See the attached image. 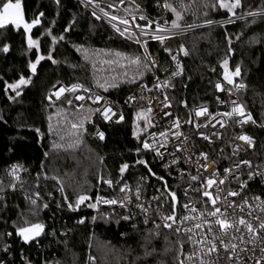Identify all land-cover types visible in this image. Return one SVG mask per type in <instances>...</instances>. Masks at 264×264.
Wrapping results in <instances>:
<instances>
[{
    "label": "trees",
    "instance_id": "1",
    "mask_svg": "<svg viewBox=\"0 0 264 264\" xmlns=\"http://www.w3.org/2000/svg\"><path fill=\"white\" fill-rule=\"evenodd\" d=\"M133 1L152 18L164 15V0ZM167 2L179 6V0ZM184 3L190 7L183 13L181 25H207V19L214 23L167 39L170 53L159 48V41L146 42L148 52L160 56L158 72L163 75L172 74L171 56L181 45L188 51L181 60L182 74L172 79L171 95L177 110L187 116L194 106L211 103L215 82L225 81L222 62L228 60L229 72L239 66L240 75L233 77V84L245 83L241 102L255 120L251 132L257 140L247 158L252 163L264 162V18L247 15L264 8V0H242L243 6L235 10L232 19L236 20L232 23H226L230 16L226 9L210 7L216 0ZM123 6L134 11L128 3ZM22 7L28 22L41 12L43 16L30 33L40 41L39 53L35 47H28L22 27L0 29V264H179L180 259L185 264L188 240L183 233L168 230L154 220L145 223L139 212L118 211L104 203L95 208L87 206L95 204L97 196H115L125 181L135 183L142 178L154 182L148 168L137 163L140 159L146 160L157 176L160 174L151 152L142 147L152 126L145 129V121L137 117L146 110L124 111V119L106 127V138L97 140L86 126L91 106L77 109L66 100L52 102L48 98L49 90L62 82L69 86L80 83L123 100L140 82L153 81L150 64L143 66L146 54L142 46L121 36L76 0H22ZM174 17L168 11L163 21L171 24ZM46 29L51 35H42ZM53 36L64 39L53 44ZM4 45L8 46L7 52L3 51ZM49 53L56 63L42 60L33 75L29 62H35L37 54L47 57ZM137 57L140 64H133L131 61ZM21 75L31 77L21 94L6 91L5 83H14ZM81 122L82 129L71 128L72 123ZM134 128L137 137L132 134ZM125 163L129 167L121 174L119 169ZM12 164L22 166V179L15 186L9 172ZM101 178L112 180V186ZM172 187L169 182V189ZM25 192L33 196L39 193L38 204L33 205ZM81 194L91 199L77 210H70L68 203L75 208ZM124 216L130 218L125 220ZM81 219L84 223H79ZM25 221L45 225L41 235L27 243L17 235V228L26 226Z\"/></svg>",
    "mask_w": 264,
    "mask_h": 264
},
{
    "label": "built area",
    "instance_id": "2",
    "mask_svg": "<svg viewBox=\"0 0 264 264\" xmlns=\"http://www.w3.org/2000/svg\"><path fill=\"white\" fill-rule=\"evenodd\" d=\"M79 2L86 10L96 13L95 17H99V20L116 30L113 25L123 30L126 26L120 24L118 20H111V16H117L121 19L129 20L130 31L134 33H139L140 29L136 27L137 24L144 25L147 23V20L158 21L163 27H167L170 31L164 33L165 35L171 37H177L182 35H187L196 30L208 27L209 25H193L192 28L187 27V25H181L179 29H172L171 24H164L165 16L167 15L168 9L164 7V15L160 19L152 18L148 13L135 1L133 0H123V2H111L108 0H94V4H98L99 7H94V4H87V0H76ZM123 3H128L133 8V12L124 8ZM165 3V0L163 4ZM112 5V7H109ZM139 6V7H137ZM103 8L104 12L109 13L108 16L104 15V12H101L100 9ZM144 15L147 19L140 21V16ZM133 17L135 20L133 21ZM234 18L232 19V21ZM155 24H153L151 30L154 31ZM125 38L128 37L126 33ZM129 39V38H128ZM135 40V38H132ZM141 43H139L145 54H149L146 42L151 39V35L140 37ZM157 41V40H154ZM167 45V40L163 44L159 42V48H165ZM184 50L188 53L187 49L183 46ZM188 55V54H187ZM183 52L180 50L173 53L171 56L173 72L178 71L177 63L182 67V58L186 57ZM175 56L176 60L174 61L172 57ZM154 60L156 66L152 68L153 81L147 83L145 81L140 82L135 90L132 93H129L125 96L123 100H117L106 96L102 92L85 87L82 85V88L77 89L75 92L65 91L60 99H56L55 96L51 97L52 102L59 101H69L71 100L75 108L80 109L83 106H91L92 111L89 114V117L86 121V126L92 129L93 137L97 140H101L98 136V132L104 133V139L106 138V127L116 125L122 120H119V115H123L126 110H136V109H147L151 108L149 114L152 130L146 135L144 141L147 140L150 144L153 143L152 133H155L156 143L153 144V149L159 147L161 143L165 144L166 147H160L159 151L162 153V156H157L154 150H149L152 154L154 161L159 167L160 174L158 177H163V180L167 182V190L176 193L178 199V209H177V220L173 224L171 229L180 228V232L183 233L187 240L191 236V241L188 240V249L185 256V264H199V261L194 259L190 262L186 257L197 251L200 247L196 242L198 240H204L205 237L207 241L213 242V237L218 236L220 229L218 225H213L212 231H208V226L203 224V220H213L215 218L207 217L206 215L201 216V213H206V211L212 210V205L207 202V197L203 196V190L201 186L205 184L206 178H214L217 183L213 185L212 189H209L216 195L217 189H219V195L221 199L217 202V206L220 207L221 212H225V207L232 201H235L237 204H241L244 199H247L248 203L243 205V211L240 208L233 209L232 207L227 208L226 215L230 220L244 217L246 220H250L254 225L258 223L255 219L257 216L264 217V213L260 211L264 205H261V201H264V176L255 175V173L264 174V162L261 163H252V161L247 158V154L254 149L256 146L257 140L256 137L252 134L251 130L255 126V120L252 117V121L247 123H238L239 120L243 119L238 114H234L232 117L222 115L226 112H231L234 105L232 101H235L236 104L242 105L240 93L245 89V83L238 81L235 84L229 85L223 80L216 81L213 86V95L214 99L211 103L200 104L194 106L190 109L187 116H183L177 110L174 101L172 99V91L174 90V85L172 79L181 75L182 72H179L176 76L172 75H163L158 72V65L160 63V56L157 54H151L148 56V61ZM165 81L168 82L167 87H155L156 84H163ZM217 83H220L222 86V91H218L215 87ZM79 84L80 83H75ZM236 85H243V87H236ZM72 85H66L62 82L55 84V87H52L49 90V96L51 93L57 91L60 87L66 89L70 88ZM84 88L89 89L88 92L83 91ZM83 96L84 99L77 100L75 97ZM99 95L102 99L99 102H94L95 97ZM91 96L92 99L88 97ZM167 96V103L170 104V107L164 106V98ZM130 97H135V99H129ZM219 98V99H218ZM110 106L113 109V112L117 113L115 116H111L108 121H105L103 116L94 111L97 108L103 110L104 107ZM243 106V105H242ZM202 107L208 109L207 113L202 116L197 117L195 115L196 110H199ZM170 112L172 115L166 116L164 113ZM245 114H249L244 111ZM111 115V114H110ZM252 116V115H251ZM179 118L180 127L179 129L174 127V122ZM191 120V123H186V121ZM254 121V122H253ZM199 125V127H197ZM223 125V126H221ZM179 131L182 133L180 136H176L175 133ZM161 132L167 133V139L160 136ZM247 135L252 140V145L250 146L246 141L239 139L240 136ZM203 136H208L209 140L203 139ZM179 145L181 148L187 149V151H178L176 146ZM207 154V161H204L200 157V153ZM199 158V159H198ZM176 160V164H172V161ZM250 161L251 167L244 165L241 161ZM207 163V171L204 168L200 167V164ZM239 165V167H236ZM13 166H18L15 169ZM230 169V174H225L224 169ZM10 173L14 172V175L10 174L12 177L13 186L18 185L22 179V166L17 164H12L9 169ZM252 172L254 174L251 180H248L247 186L241 190L240 182L248 179V173ZM215 173V176L213 174ZM183 174V175H182ZM239 176V181H237L234 176ZM191 176H197L199 179L193 181ZM225 180L224 184H219V180ZM169 182H172V189H169ZM127 185L125 192H121V187ZM137 190H139L140 199L137 201L136 195ZM229 190L240 192L239 196L231 197L227 193ZM179 194H181L182 199H180ZM26 197L31 201L36 200V203L40 201V197L33 196L30 193L25 192ZM127 195L128 200L125 201V205L122 207L119 203L113 205L114 208H117L118 211H127V212H139L147 221L154 220L161 224H164L162 219L163 216L173 215V204L171 197L167 194L165 190L164 183L160 179H154V182L149 179L139 178L135 183L131 181H125L118 187V193L109 198L117 199L118 201L123 199ZM260 197V200H254V197ZM227 197V199H225ZM155 198V199H154ZM137 203H141L147 209V212H142L139 208L136 207ZM188 205L186 209L184 205ZM195 207L196 212L190 211L191 208ZM251 212V215L249 213ZM198 217L199 219H190L181 222L180 217ZM168 223H172L168 221ZM196 223H201L202 227L196 229L194 225ZM241 228V231L244 232L245 239L248 238V234L244 230L242 225H237ZM185 229H191L190 232H186ZM241 233L236 232L235 230L230 231L226 236L221 237L225 240V243L231 241L240 245V241L232 239L234 236H239ZM258 236L264 235V233H258ZM219 249L220 256L222 258L226 257V253L223 247L220 246L219 239L214 241ZM256 244L259 245V240L256 241ZM210 247V243L205 245V251ZM240 247L252 248V244L240 245ZM239 250V249H238ZM256 255L259 256V246L255 248ZM215 253L212 254V257H215ZM241 256L247 261V264H254V261L248 260V257L251 255L249 252L240 253ZM204 259H208L207 256ZM225 264L227 261L225 260Z\"/></svg>",
    "mask_w": 264,
    "mask_h": 264
},
{
    "label": "snow or ice",
    "instance_id": "3",
    "mask_svg": "<svg viewBox=\"0 0 264 264\" xmlns=\"http://www.w3.org/2000/svg\"><path fill=\"white\" fill-rule=\"evenodd\" d=\"M56 2L59 3V0H56ZM121 2H123V0H121ZM87 4H94V0H87ZM204 6L209 7L208 4H205ZM242 6H243L242 0H216V3L212 4L210 7L213 10H216L217 7L219 9H226L227 13L230 14L226 23H232L233 22L232 17L236 16L235 10L241 8ZM94 7H99V5L94 4ZM109 7H112V5H109ZM137 7H139V6H137ZM163 7L165 9H168L169 11H171L175 16V19H173L171 21V28L172 29H179L181 27L180 21L183 20V18H184L183 13L187 11V9L190 7V5L185 4L184 0H179V6L177 7V6H174L170 3H168L167 0H165ZM100 11L104 12V9L101 8ZM93 15L95 16L96 13L93 12ZM104 15L108 16L109 13L104 12ZM204 15L207 16V12H205ZM247 15L251 16L253 18L260 15L262 18H264V8H260L259 11H249V12H247ZM41 16H43L42 12L39 13V15L36 16L34 19H32L31 22H28L25 19V12H24V9L22 7V0H0V29H5L7 26H14L16 29H19L22 27L25 33H31L32 29L41 23V20H40ZM96 18L99 19L98 16ZM241 18H243V17H241ZM118 19H119L120 24L125 25L126 27L123 30H121L120 28L116 27V25H113V27L116 28V31L121 36H125V34L127 33L128 34L127 38H129V39L135 38V41L138 44L141 43L140 37H143V36L151 35V39L157 40L161 44H163L165 42V40L170 38L169 36L164 34V33H168L170 30L167 27H163L158 21L147 20V23L144 25L137 24L136 27L139 28L140 31H139V33H134V32L130 31L129 20L121 19L117 16H111V20H118ZM140 19L146 20L147 18L144 15H141ZM134 20H135V17H133V21ZM167 23H168V21L165 20L164 24L166 25ZM213 23H214V21L211 19L205 20V24H207V25H212ZM153 24H155L154 31H152V32L146 31V30H151ZM187 27L192 28L193 25H187ZM68 30L69 29H67V28L65 29V31H68ZM42 35H51V30L46 29L45 32L42 33ZM57 39L63 40L64 37L60 36L59 38H57V37L53 36L52 37L53 44H55L57 42ZM228 42L230 45L231 40L229 39ZM27 43H28V47L30 49L35 47L37 49V52L39 53V47H40L39 39H33L32 36L29 35L27 38ZM3 51L4 52L8 51L7 45H4ZM165 51H168L170 53V50L167 47H165ZM180 51L183 52L184 55L188 54L184 50L183 45H181ZM229 51H231V48H229ZM116 55L119 56L120 53H116ZM148 56H150V53L145 55V57H144L145 63L143 66L145 68H147L149 63H151L152 66H156V62L154 60L148 61ZM46 58L49 60H52L53 63H56V61L53 59V57L50 53L47 57H45L44 55L37 54L35 62H29V65H28V67L31 70L33 75H35V73L37 71V65L40 64V62ZM172 59L175 61L176 57L173 56ZM131 62L133 64H140V58L137 57V58L133 59ZM108 63H111V61H109ZM222 67L225 69L223 79L229 85H232L233 84V77L240 75L239 66L236 67L235 71L229 72L227 70L228 69V60L225 59L222 62ZM177 69H178V71L172 72L171 75L173 77L176 76L179 72L183 71V69L179 65V63H177ZM30 81H31V77L25 78L23 75H21L19 77V79L14 83L8 84L6 82L5 83V90L7 91V89H11L12 91H14L16 93V96H19L21 94L20 91H18L20 86L21 85H27L28 83H30ZM100 86L104 87V85H100ZM112 86L115 87L116 85L113 84ZM167 86H168L167 81H165L163 84L158 83L155 85V87H157V88L167 87ZM53 87H55V85ZM215 87L218 91L223 90L220 83H217L215 85ZM236 87H243V85H236ZM79 88H82V85L73 84L68 89H66L64 87H60L57 91L51 93V95L48 98L51 99L52 96H55V98L58 100V99H60V96L65 91L75 92ZM105 90H107V89H105ZM83 91L88 92L89 89L84 88ZM9 98L11 99V97H9ZM75 98L77 100L84 99L83 96H79V95H77ZM88 98L92 99L91 96H89ZM101 99H102V97L97 95L95 97L94 102H99ZM129 99H135V97H130ZM167 99H168L167 96H165L164 106L170 107L171 105L167 103ZM68 103L71 104L72 101L69 100ZM232 104L234 105V107L232 108V111L223 113L222 115L232 117L234 114H238L241 117H243V119L238 121V123H241V124L247 123L248 121H252L251 114L250 113L245 114L242 105L236 104L235 101H232ZM94 111L99 112L103 116L105 121H108L111 118V116L117 115V113L113 112V109L110 106L104 107L103 110H101L100 108H97ZM207 111H208V109L206 107H202L199 110H196L195 115L197 117H199V116H202L205 113H207ZM150 112H151V108L147 109L146 112L142 111L137 117L138 119H143L145 121V123H144L145 129H147L148 127L151 126L150 118L148 116V113H150ZM164 115L170 116L172 114L170 112H168V113H164ZM123 119H124L123 115H119V120L117 122H119L120 120H123ZM186 123H191V120L186 121ZM221 126H223V125H221ZM174 127L179 129V127H180L179 118H177L176 121L174 122ZM197 127H199V125H197ZM71 128L78 131L79 129L83 128V122H81L79 124L72 123ZM49 129L51 131V125L49 126ZM37 131H39V130H37ZM73 134H75V133H73ZM97 134L101 140L104 139V133L103 132H98ZM132 134L134 137H137V132H136L135 128H134ZM151 135L153 138V143L150 144L147 140H145L143 142L142 147L145 150H154L156 152L157 156H162V153H160L159 148L160 147H166V145L161 143L159 145V147L153 149V144L156 143L155 133H152ZM175 135L180 136V135H182V133L177 131L175 133ZM160 136L167 139V133L166 132H161ZM203 139L209 140V137L203 136ZM239 139L246 141L250 146L252 145V140L247 135H242L239 137ZM54 147H60V145H54ZM176 148L178 151H187V149L181 148L179 145H177ZM139 151H140V149L138 148L137 152H139ZM45 155H47V153ZM200 157H202L204 159V161H207V154L206 153L201 152ZM137 163L144 165L145 168H148V171L152 176L156 175L154 172H152L151 168L148 167V163L146 160L140 159L137 161ZM176 163H177L176 160L172 161V164H176ZM241 163L251 167L250 161L244 160V161H241ZM16 167H18V166H13L14 169ZM128 167H129L128 164H126V163L122 164L120 169H119L120 173L123 174ZM200 167L204 168V170L207 171L208 165H207V163H202V164H200ZM236 167H239V165H236ZM224 172H225V174H230L231 170L226 168V169H224ZM10 174L14 175V172L10 173ZM255 175L264 176V174H261V173H255ZM213 176H215V173L213 174ZM253 176H254V174L252 172H249L248 173V179L240 182V189L241 190H243L247 186L248 180H251L253 178ZM190 178L193 181L199 179L197 176H191ZM234 178L237 181H239L238 175L234 176ZM53 179H56V178L53 177ZM101 179H102L103 183L108 184L109 187L112 186V183H113L112 180H110V179L103 180V178H101ZM157 179L163 180V177H157ZM57 182L59 183V181H57ZM216 183H217V181L214 178H206L205 179L206 187H204V185L201 186L202 188H204L203 193H202L203 196L207 197V202H209L212 205V210L206 211V213H201V216L206 215L207 217L215 218L213 220L205 219V220H203V224L208 226L209 232L212 231L213 225H218V227L220 229L219 235L213 237V242L207 241L206 237L204 240H198L196 243L198 245H200V247L197 249L196 252L189 254L186 257V259L190 262H192V261H194V259H196L199 261V264H225V260L227 261V264H247V261L244 259L243 256L240 255V253L249 252V253H251V255L248 257V260L254 261V264H264V235H260V236L257 235L258 233H264V217H262V216L255 217V219L258 221V223L256 225H254L250 220H246L242 216L240 218H238V220L237 219L230 220L228 218V216L226 215L227 208L232 207L233 209H235L238 207V208H240L241 211H243V205L247 204L248 201H247V199H244L241 204H237L235 201H232L225 207V212L222 213L220 207L217 206V202L221 199V197L219 195V189H217L216 195H213V193L211 191H209V189H212L213 185ZM218 183L222 185L225 183V180L221 179V180H219ZM164 187H165V190L167 191V194L171 197L172 204H173V212H175V204L177 203L176 193L167 190V182L166 181H164ZM126 188H127V185H125L124 187H121L120 191L125 192ZM63 190H64L63 186H61L60 191L63 192ZM36 195L38 197L39 193H37ZM227 195L231 196V197H235V196H239L240 192L229 190ZM64 199H65V202L68 203L67 197H65ZM90 199L91 198L88 195H84V194L78 195L76 200H75V208L73 207V204H71V203H68V208L70 210H77L80 205L84 204L85 201H88ZM128 199H129V197L127 195H125V197L119 201L117 199H105L101 196H97L96 197V203L95 204L89 203L87 206L89 208H95L100 203L109 204V205H115V204L119 203L123 207L125 205V201ZM136 199H137V201H139V199H140L139 190H137ZM225 199H227V197H225ZM254 200L259 201L260 197H258V196L254 197ZM32 204L35 205L36 200H32ZM261 205H264V201H261ZM47 206H48L47 204L44 205L45 208ZM136 207L139 208L142 212H145V213L147 212V209L141 203H137ZM184 207L187 209L188 205L186 204V205H184ZM190 211L196 212L197 210L195 207H193L190 209ZM260 211L262 213H264V207H262L260 209ZM249 215H251V212L249 213ZM129 218H130L129 216L123 217V219H125V220H127ZM93 219H95V218H93ZM162 219L164 221L163 227L171 229L173 224L176 223L177 217L173 214V215L163 216ZM179 219L181 220V222H183L186 220L199 219V218L198 217L185 216V217H180ZM168 221H171L172 223H168ZM147 222L148 221L146 218L145 223H147ZM24 223L26 226H21V227L17 228V235L20 236L25 243L34 239L35 237L40 236L41 233L44 231V228H45V225L43 223H39V222L29 224L27 221H25ZM79 223H84V220L81 219L79 221ZM153 223H155V222L153 221ZM237 225L243 226L244 230L248 234L247 239H245L244 232H242L241 228L238 227ZM159 227L160 226L157 225V228H159ZM194 227L196 229H200L202 227V224L196 223L194 225ZM232 230H235L236 232L241 233V235L234 236V237H232V239L239 240L240 245L252 244L253 247L252 248L240 247V245L235 244V243H231V241L225 243V240L222 239L221 237L228 235L230 233V231H232ZM175 231L177 233H179L180 228L177 227L175 229ZM185 231L190 232L191 229H185ZM9 235H11V234L9 233ZM152 235L157 236V235H159V233H153ZM191 239H192L191 236H189L188 240L191 241ZM216 239H219L220 246L223 247V249L226 253V257H224V258H222L220 256L218 246L214 242ZM257 240H259V245L256 244ZM209 243H210V247H208L207 251H205V245H207ZM257 246H259V256H257L256 252H255V248ZM213 253L216 254L214 258L212 257ZM147 254H150V253H146V255ZM181 255H183V245L181 246ZM205 256H207L208 259H204ZM89 259H92V257H89ZM179 264H184V260L180 259Z\"/></svg>",
    "mask_w": 264,
    "mask_h": 264
},
{
    "label": "water",
    "instance_id": "4",
    "mask_svg": "<svg viewBox=\"0 0 264 264\" xmlns=\"http://www.w3.org/2000/svg\"><path fill=\"white\" fill-rule=\"evenodd\" d=\"M152 177H153L154 179H157L158 176L155 175V176H152ZM164 181H165V180H162V183H164ZM86 202H87V201H85V203H86ZM85 203H84V204H85ZM79 207H81V205H80ZM177 209H178V199H177V203L175 204V213H174L175 216H177ZM167 229H168V228H167ZM168 230H170V229H168Z\"/></svg>",
    "mask_w": 264,
    "mask_h": 264
},
{
    "label": "rangeland",
    "instance_id": "5",
    "mask_svg": "<svg viewBox=\"0 0 264 264\" xmlns=\"http://www.w3.org/2000/svg\"><path fill=\"white\" fill-rule=\"evenodd\" d=\"M174 19H175V17H174ZM236 19H234V21H235ZM30 35V33H27V38H28V36ZM135 41V40H134ZM136 42V41H135ZM225 70V69H224ZM25 85H21L20 86V88L18 89V91H21V88L22 87H24ZM32 195V194H31ZM32 202V201H31ZM42 204H44V202H41ZM36 204H38V203H36Z\"/></svg>",
    "mask_w": 264,
    "mask_h": 264
}]
</instances>
